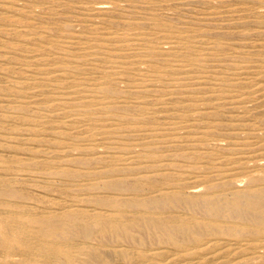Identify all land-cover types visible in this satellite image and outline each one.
<instances>
[{
  "label": "rangeland",
  "instance_id": "374dc122",
  "mask_svg": "<svg viewBox=\"0 0 264 264\" xmlns=\"http://www.w3.org/2000/svg\"><path fill=\"white\" fill-rule=\"evenodd\" d=\"M100 3L106 11L91 10ZM0 9V188L19 192L0 195V264H105L89 257L95 248L113 264H264V231L239 219L181 233L179 245L143 224L132 236L109 226L141 214L135 199L194 197L152 205L179 226L204 216L203 197L264 187V0H0ZM68 215L109 232L21 238Z\"/></svg>",
  "mask_w": 264,
  "mask_h": 264
},
{
  "label": "bare ground",
  "instance_id": "6f19581e",
  "mask_svg": "<svg viewBox=\"0 0 264 264\" xmlns=\"http://www.w3.org/2000/svg\"><path fill=\"white\" fill-rule=\"evenodd\" d=\"M133 5L135 6V4H133ZM76 6L74 5L72 7L76 8ZM80 7H81V9H83L82 6H80ZM135 7H137V5ZM106 9H107L106 4L100 3V4L91 5V10H93V11H102L103 12V11H106ZM139 25H141V24H139ZM122 37L123 36L121 35V36L117 37L116 39L129 41L131 43H132V41H136V40L140 39L136 36H126L123 38ZM175 37L180 38L179 36H175ZM146 39L148 40V38H146ZM141 41H143V40H141ZM148 44H150V43H148ZM109 49L110 48H108V52L111 51ZM154 49L147 47L145 54H150V56H151V54L153 55L156 51ZM106 52H107V50H106ZM108 54H111V53L109 52V53H107V55ZM113 54H114V52H113ZM126 54H128V53H126ZM201 60L202 59H200L199 61H201ZM111 61L113 62V60H111ZM115 62H117V61L114 60V63ZM121 67H123V66H121ZM237 67L235 66V68H237ZM242 68L247 69V66L242 65ZM126 69H130V68L126 67ZM154 72H155V70H154ZM155 75H157V74H155ZM148 76L150 77L149 79L152 80V78L154 77V74H148ZM103 89L107 93L112 92L111 91L112 89L110 87H108L107 85L104 86ZM191 93L193 94V92H191ZM194 93H196V92H194ZM263 179H264V177H263ZM263 179H262V181H264ZM0 195L6 196V197H16L19 195V192L17 190H15L14 188H11V187H3V188H0ZM193 198L189 199L182 192H177V193H173L170 195L155 196L152 199H135V200L131 201L130 203L132 205H135V204L142 205L143 207L141 209H143V210H141V214H139L138 217L135 218L134 220H129L126 222L114 221V222L110 223V225L108 223H106V224L100 223V221H94L96 223H91L90 220H88L86 218H76V217H72L71 215H68L63 221H59L55 217H49L46 220H41L42 222L45 223V225L43 227L37 229V230H32V229H28V228L24 227L23 232H21V238L23 240H26L25 236H31V237H34L36 239H41V238L45 239L47 236L54 238L59 233V231L62 227L67 228V229H75V231L78 234L90 235L94 229V227H92V225H97L96 227H99L100 231H107L108 230L107 232H109V226H110V228H111L110 232L114 231L115 234H116V232L117 233L120 232L119 234L123 233L125 235L132 236V235H134V230H133V228H135L134 226H136L137 224H143L144 226H146L145 229L147 228L149 231L158 234V236L160 238L163 239V237L167 236L168 239H171L172 241H176V244L179 245V241L181 240L179 237H180L181 233H182L181 235L184 234L185 236L187 235V237H191V238L200 237V235L202 233H207V232H211L212 230H217L218 228H216L217 226L215 224L216 221H226V219H228V220L239 219V223H238V224H240L239 226L249 227L252 230L257 231V232L264 231V187L251 188L249 191L234 190L228 196H223V197H221V196L220 197H215V196L213 197L211 195V196L203 197L200 200L198 198V200L201 202L200 207H202V209H203L204 214L203 213L202 214L204 216L202 218H198L195 222H191V221L181 222V224L179 226H172L168 223V220L154 216L155 212H153L151 210V208L154 207L152 205H156V206L161 207V206H164L167 204L170 205L171 203H174V204L176 202L179 203L180 201H187L193 205V203H195V201H196ZM128 201L124 200L121 202L125 203ZM29 219L36 220L35 218H29ZM106 226H108L107 229H106ZM0 228H1V232H0V246H1V245H3L2 233L4 230V224L1 221H0ZM123 234H121V235H123ZM125 235H123V236H125ZM44 239H42V241ZM163 240H165V238ZM109 255H110V253L102 251L101 249H98V248L89 250V257L90 258H94V257L101 258L102 257L101 259L103 260V262L105 264L106 263L107 264H113L111 262V259H109L110 258Z\"/></svg>",
  "mask_w": 264,
  "mask_h": 264
}]
</instances>
